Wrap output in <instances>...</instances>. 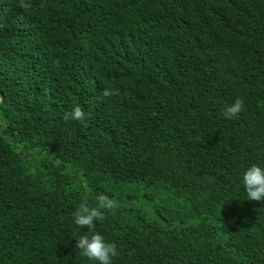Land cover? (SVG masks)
<instances>
[{
  "label": "trees",
  "instance_id": "trees-1",
  "mask_svg": "<svg viewBox=\"0 0 264 264\" xmlns=\"http://www.w3.org/2000/svg\"><path fill=\"white\" fill-rule=\"evenodd\" d=\"M25 2L0 0V264H98L73 213L100 193L113 264H264V0Z\"/></svg>",
  "mask_w": 264,
  "mask_h": 264
},
{
  "label": "clouds",
  "instance_id": "clouds-1",
  "mask_svg": "<svg viewBox=\"0 0 264 264\" xmlns=\"http://www.w3.org/2000/svg\"><path fill=\"white\" fill-rule=\"evenodd\" d=\"M19 6L25 10L31 7L30 3L20 0ZM44 7V4H41ZM57 66L59 62H56ZM119 89L106 88L103 92L105 97L119 95ZM245 111L242 100L237 99L233 104L227 106L221 115L228 120L238 117ZM65 121L73 120L86 122L88 114L79 105L71 110L65 111L63 115ZM243 184L247 193L248 201L264 202V167L253 164L243 174ZM96 205L89 203L87 198L83 199L73 213L74 223L80 229H87L83 235L76 240V249L80 250V255L98 264H113V258L119 255V250L115 243L105 241L103 235L95 232L96 222H103L106 219L105 212H114L118 207L115 198H110L107 194L100 193L95 198Z\"/></svg>",
  "mask_w": 264,
  "mask_h": 264
}]
</instances>
